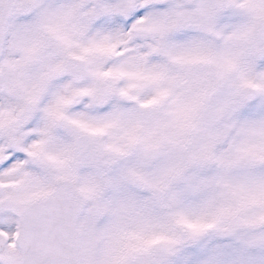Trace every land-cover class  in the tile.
Here are the masks:
<instances>
[{"label": "snow or ice", "instance_id": "6c2138e0", "mask_svg": "<svg viewBox=\"0 0 264 264\" xmlns=\"http://www.w3.org/2000/svg\"><path fill=\"white\" fill-rule=\"evenodd\" d=\"M0 264H264V0H0Z\"/></svg>", "mask_w": 264, "mask_h": 264}]
</instances>
